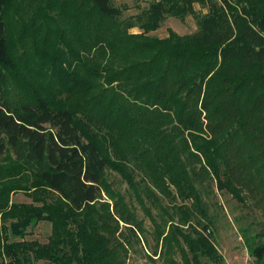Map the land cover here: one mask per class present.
<instances>
[{
	"label": "trees",
	"instance_id": "obj_1",
	"mask_svg": "<svg viewBox=\"0 0 264 264\" xmlns=\"http://www.w3.org/2000/svg\"><path fill=\"white\" fill-rule=\"evenodd\" d=\"M127 9L0 0V264H126L145 229L108 169L153 222L146 202L168 215L152 250L164 264L222 262L202 231L214 226L213 185L264 214V0H153L122 18ZM187 16L193 33L149 35ZM15 193L31 202H10ZM163 199L180 202L177 221ZM41 220L47 242L24 240ZM240 231L264 264V241Z\"/></svg>",
	"mask_w": 264,
	"mask_h": 264
},
{
	"label": "rangeland",
	"instance_id": "obj_2",
	"mask_svg": "<svg viewBox=\"0 0 264 264\" xmlns=\"http://www.w3.org/2000/svg\"><path fill=\"white\" fill-rule=\"evenodd\" d=\"M151 1L153 0H113L116 5L127 6L128 9L124 11L122 18L136 15L141 10L146 9ZM194 9L198 12H206V9L201 8L197 3L194 4ZM170 30L178 35L191 34L196 30L195 21L192 16H187L182 21L174 17H166L162 26L156 31L150 32L149 35L162 39L168 37ZM130 32L140 33L137 28L131 29ZM105 178L112 189L122 194L125 200L133 206L138 219L142 221L145 229L144 236L142 238L138 237L139 241L131 240L126 264H164L158 256L152 255V250L155 244L160 242L161 235L168 229L170 224L168 215L161 211L159 207L146 202V206L154 219L153 222L136 202L132 190L118 173L108 169L105 172ZM134 179L139 181L140 176L136 174ZM102 198L105 201L108 200L105 195ZM204 200L208 205L214 226L208 227L206 230L202 229V231L212 241L222 258V262L214 263L207 258H201V263L254 264L253 258L247 252L240 229H248L250 235H258V238L264 241V214L259 210L239 204L229 194L217 190L214 185L212 186V191ZM10 202L30 203L31 200L22 193H15L11 194ZM161 204L168 214L173 215L174 221L181 217V213L175 209L176 206L180 205L179 201L163 199ZM24 231V240H36L39 243H46L51 234V225L47 220H41L36 224L28 225ZM20 239L19 237H11V240ZM174 259L177 264H184L179 254H175ZM33 264L48 263L38 261L33 262Z\"/></svg>",
	"mask_w": 264,
	"mask_h": 264
}]
</instances>
